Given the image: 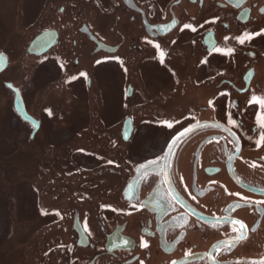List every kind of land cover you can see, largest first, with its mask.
Returning <instances> with one entry per match:
<instances>
[{"label":"flooded vegetation","instance_id":"1","mask_svg":"<svg viewBox=\"0 0 264 264\" xmlns=\"http://www.w3.org/2000/svg\"><path fill=\"white\" fill-rule=\"evenodd\" d=\"M35 5L0 45L4 158L36 160L2 262L264 264V0Z\"/></svg>","mask_w":264,"mask_h":264},{"label":"rangeland","instance_id":"2","mask_svg":"<svg viewBox=\"0 0 264 264\" xmlns=\"http://www.w3.org/2000/svg\"><path fill=\"white\" fill-rule=\"evenodd\" d=\"M2 2L3 5L1 3L0 7V45L4 42V35H7L8 37H10L9 41H11L12 39L17 40L18 46L20 38L18 36H12L11 34L12 31L15 30V33L17 35L20 30L17 25L18 22H15L16 14L21 10V8L25 9L22 10V12H32L37 8L35 4L39 2V6L42 7V4H47L49 0H2ZM61 6L65 5H59V7ZM43 7H46V5ZM15 45L16 44H14L13 46ZM9 49L10 48H7V50ZM13 49H15V47H13ZM4 96H6L4 87L0 85V238L2 236L4 237V234L5 236L7 235L8 238L11 239L9 240L12 246L11 248H14L16 251L21 249L23 251L22 253L25 256L26 253H32L33 248L29 247V243L24 242L32 241V237L35 236V231L29 233H27V231H25V233L22 232V235L24 236V242L22 240L21 243H17L16 237H18V235H20L21 233L18 232L17 224H10L9 226V219L11 217L12 221L13 219L14 221H16L18 217V213L21 207V195H19L18 192L21 190L20 188L24 184H26L25 186L29 188L30 186H32V182H34V172L36 171V160L30 158L27 154L22 153L14 155L12 158H4V133L9 132L10 134L6 133L7 135H10L9 137H11L12 135L15 136L14 129V132L10 127H8L9 129L7 130V125H4V112L2 111L4 105ZM12 118L13 114L10 111L8 113L7 119H10L11 121ZM26 145H29V147H31L29 148V153H32V146L28 143H26ZM19 149L20 152H23L21 150V147ZM26 150L28 151V149ZM30 170H32L33 175L31 174ZM9 182L11 184L10 187ZM27 187L26 189L28 190ZM1 245L2 243L0 240V246ZM9 253L11 252L8 251L7 254ZM2 258L4 259V257L0 256V263L4 264V262H2ZM8 264L18 263L9 260Z\"/></svg>","mask_w":264,"mask_h":264},{"label":"water","instance_id":"3","mask_svg":"<svg viewBox=\"0 0 264 264\" xmlns=\"http://www.w3.org/2000/svg\"><path fill=\"white\" fill-rule=\"evenodd\" d=\"M6 66H7L6 60H4V57L2 55H0V73L4 71ZM21 108H22V112H23V113H21V115L24 117V119L33 122V119H31L29 116H27L26 111H25L24 106H23V103H22Z\"/></svg>","mask_w":264,"mask_h":264},{"label":"bare ground","instance_id":"4","mask_svg":"<svg viewBox=\"0 0 264 264\" xmlns=\"http://www.w3.org/2000/svg\"><path fill=\"white\" fill-rule=\"evenodd\" d=\"M6 1V0H5ZM1 3H2V5H3V2H2V0H0V7H1Z\"/></svg>","mask_w":264,"mask_h":264},{"label":"snow or ice","instance_id":"5","mask_svg":"<svg viewBox=\"0 0 264 264\" xmlns=\"http://www.w3.org/2000/svg\"><path fill=\"white\" fill-rule=\"evenodd\" d=\"M240 42H241V43H243L244 41H243V40H241Z\"/></svg>","mask_w":264,"mask_h":264}]
</instances>
